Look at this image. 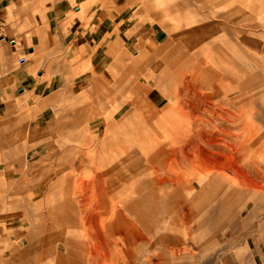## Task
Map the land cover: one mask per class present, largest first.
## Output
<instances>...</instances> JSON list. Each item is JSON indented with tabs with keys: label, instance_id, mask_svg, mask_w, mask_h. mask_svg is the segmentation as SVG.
Instances as JSON below:
<instances>
[{
	"label": "bare ground",
	"instance_id": "obj_1",
	"mask_svg": "<svg viewBox=\"0 0 264 264\" xmlns=\"http://www.w3.org/2000/svg\"><path fill=\"white\" fill-rule=\"evenodd\" d=\"M197 1L213 7L232 4L164 0L168 11L192 19L188 24L194 29L185 34L178 31L181 42L162 61L149 58L129 65L118 44L109 52L110 63L88 87L69 86L71 116L63 136L65 146L56 150L48 145L38 155V163L48 162L50 170H44L49 176L55 172V161L63 175L46 182L40 199L46 212L25 215L30 225L19 238L31 243L26 248L14 244L10 264H122L130 253L128 245L135 252L153 253L154 264L167 263L172 256L178 263L182 255H194L193 248L219 246L208 236L214 239L224 231L234 236L236 221L248 225L256 212L264 213V169L252 159L260 152L264 158L261 62L255 52H249L253 66L249 70L236 28L229 31L214 23L213 29L211 14L200 15ZM238 11L236 7L229 14L219 10L213 14L231 20ZM195 31L203 33L193 40L190 33ZM217 32H223L225 45L211 39L204 43ZM253 39L257 41L255 35ZM199 42L204 44L198 48ZM188 46L198 49L190 53ZM150 65V79L142 82L135 77ZM80 87L86 94L73 98ZM30 158L22 154L7 164H22L26 172L36 165ZM93 197L103 207L94 225L84 220L86 201ZM7 199L0 203H12ZM30 201L24 202H29V211L37 207ZM169 217L172 225L177 224L171 231L182 232L192 244L168 237ZM139 242L144 246L139 248ZM75 258L81 262L75 263Z\"/></svg>",
	"mask_w": 264,
	"mask_h": 264
},
{
	"label": "crops",
	"instance_id": "obj_2",
	"mask_svg": "<svg viewBox=\"0 0 264 264\" xmlns=\"http://www.w3.org/2000/svg\"><path fill=\"white\" fill-rule=\"evenodd\" d=\"M148 1L0 0V148L8 147L0 153L5 156L0 166L5 171L30 177L42 164L38 155L48 145H59L58 137L48 140L68 133L69 86L99 77L114 46L121 45L126 61L148 60L151 49L159 50L165 30ZM83 79L89 80L79 83ZM41 142L46 147L39 151ZM28 153L36 155L32 170L7 164ZM58 164L39 183V195L46 192V182L62 177Z\"/></svg>",
	"mask_w": 264,
	"mask_h": 264
},
{
	"label": "rangeland",
	"instance_id": "obj_3",
	"mask_svg": "<svg viewBox=\"0 0 264 264\" xmlns=\"http://www.w3.org/2000/svg\"><path fill=\"white\" fill-rule=\"evenodd\" d=\"M163 1L164 0H151V2L150 1L147 2L148 8H150V6H153V13L155 15H159L158 17L156 16L155 18L158 19L159 23L161 24V26L165 30V33L162 36L165 41H161L160 44H157V48L159 50H156L155 52L154 51L152 52V49L150 50V52H151L150 61L151 62H155V61H159V60L162 61V59L165 56L167 51L173 50L175 47H177L179 45V43L181 42V38H182L181 37V34H182L181 31H183V34H185L184 32H186V31L188 32V31H191L192 29H194V27L192 28L188 24V23L192 22V19H189L188 21H190V22H188L186 17L182 16L180 18V17H178V14H176V12L168 11V8L170 6H169V4H166ZM176 1L180 2L181 0H172L173 3H175ZM227 1L232 2L231 6L226 4L223 7H221L222 5L220 7H219V5L213 7V5L209 6V5H205L204 2L202 3L199 1L200 2L199 3L197 1L195 8H197V11H199L200 15H201V13H202V15H207L209 13L211 14L212 18H211V21L209 24H212V27L214 26L213 29L215 28L214 23H216V26L219 25V23H222L226 28L229 29V31H231V30L235 31V28H236V30L238 31V34L240 36L239 39L244 43V50H246V54H247L246 58L248 57L249 52H251V51L255 52V54L259 58V61L261 62V66L259 68L261 71L264 72V0H227ZM173 3H171V4H173ZM202 5L203 6L205 5V7H203ZM235 6L239 9V11L237 12V14L234 17H232V18L230 17L231 20H229V18L225 19L224 17L220 16V14L225 13V11H226V13L230 12L231 8L232 9L236 8ZM218 10L220 12V14L217 13L219 16L214 15L215 14L214 11H218ZM227 10H230V11L227 12ZM159 12H160V14H159ZM215 18H216V20H215ZM148 19L149 20H155V19H153V17L152 18L148 17ZM251 20H253V21H251ZM251 24L252 25L255 24V25L252 26ZM249 25L252 27H250ZM197 27L198 26H195V28H197ZM178 31H180L181 34ZM198 31H200V30H198ZM215 31H218V30L216 29ZM249 31H251V32H249ZM201 33H203V32L195 31L194 33H190V34H193L192 39L194 40L199 35H201ZM222 33L223 32H217V33L213 34L209 38V40H206V41H204L205 36L203 34L202 35L203 36L202 41H204V43H206L207 41L213 40V41H216L217 44L223 46V45H225V43L223 42L224 39H221ZM171 34H174L175 36H171ZM176 35H180L179 36L180 39H178L179 37ZM252 35H253V37L255 35V38L257 39V41L255 39H253ZM170 39L172 41H169ZM220 39H221V41H220ZM152 41L153 40H151V38H150V42H149L150 46L153 44ZM221 42L224 44H222ZM199 43H198L199 46H197L198 48L204 44L203 42L202 43L199 42ZM167 44H169V45L167 46ZM251 44H254L255 47L253 46V48L258 49V50H256V51L252 50ZM197 47L192 49V46H188L187 48L189 49V51H191L190 53H194L198 49ZM120 49H122L121 45H120ZM122 55H124V53ZM133 57H134V55H133ZM134 61L138 62V63H145L146 60H144V61H141V60L138 61L136 59H134L133 61H131V60L126 61L125 60V63H127L129 65H131V64L133 65ZM246 64H247L246 66L248 67V69L253 67L250 65L248 58H247ZM249 70H251V69H249ZM142 71H145V74H143ZM140 72L137 73L138 76L135 72L134 73H135V77L140 78L142 82H144L147 79H150V77L153 76V69H152L151 65L149 68L147 67V69H146V66H144V68H142ZM157 74L158 73H156L155 75L157 76ZM88 80L89 79H87V80L83 79V80H80L79 83L84 84L85 81H88ZM89 82L90 81H88L87 84ZM150 83L152 85V83H154V81L151 79ZM86 86L88 87V85H86ZM79 89L80 90L78 91V93L75 94V96H73V98H75V97L77 98L78 96L81 97V96H84V94H86L85 88H84V90H82L81 87ZM262 127L264 130V125ZM58 134L59 135L53 134L52 138L50 140H48V142H52V141L60 138L59 145H53V146H55V149L62 147L61 140L63 139V137L61 136L60 132H58ZM0 143H1V141H0ZM79 146L83 147L84 145L80 144ZM45 147H46V143L41 142L38 149H39V151H41ZM7 149H8V147H6V146H3V148L1 147L0 153H3V151H5ZM52 153L56 154V155H60V153L58 151L53 150ZM26 155L31 157L30 161L35 160V157H36L35 154L28 153ZM140 156L144 159V155L142 154V152H141ZM4 157L5 156H3V157L0 156V158H4ZM261 158H262L261 152L258 154L252 155V159L253 160L255 159L257 161V165L260 168L264 169V158H262V159ZM46 163H48V162H45V164ZM45 164H44V162L40 165L38 164V166H36V169L33 170V174H31L30 177H24L22 175V172H20V171H16V172L5 171L6 170L5 166H0V201L6 199L8 196V197H10L11 200L15 201V202L12 201V203L14 205L21 206V207L13 206V204L10 202L9 203L4 202V204L0 203V227H1L0 228V258H1L0 264H10L13 262L12 261L13 255H12V248L11 247L14 244L17 246L19 245L20 247L18 246V248H26L31 243V241L29 242L28 239L19 238V236H20L19 234L21 233V235H22V232L23 233L27 232V227L30 225V222L27 221V219H25V215H27V214L30 215V213H34L35 215H38V212H40V213L42 211H43V213L46 212V210H45L46 208L44 207L46 203L44 205L42 204V201L40 200L42 196L38 194L40 191L38 188L39 183L41 181H44L45 179H47L49 177V174H50V173H48V174L46 173L48 171V169L50 170V168H47L48 164L47 165H45ZM44 169L46 170V172ZM53 170H51V172H53ZM164 174H165V172L164 173L162 172L161 175H164ZM2 194H3V196H1ZM30 198H31V201H30L31 205H37V207H35L34 209L32 207L33 210H31V211H29V205H28L29 202L24 203V202L28 201V199H30ZM94 200L97 202V199L94 197L89 198V200L87 199L86 202H88L89 204L87 205V209L85 210V212H87V214H86L87 216H85V218H84V220L87 221V224H89V222H91V223H93V225L95 223L94 218H96V216H98L99 214H102V209H103V207L100 206V203H99V205H96ZM40 203H41V205H40ZM78 212H79V210H78ZM78 216H81L80 212H79ZM263 216H264V213L262 214V212H260V213L256 212L255 216L250 221V223H248V225H244V223L236 221L235 225H234L235 226V230H234L235 235L234 236H232V234L230 232L224 231V233H222L220 236H217V238L215 237L214 239H212L211 235L207 237L208 239H210V241H213L215 244H219V246H216V247H213V246L206 247L205 246V248L202 251L200 249L193 248L192 251L194 250L193 251L195 253L194 255L189 254L187 257H184L185 255H182V256L179 255L181 257L178 258V263L175 262L176 259L174 260L173 256H172V257H169V260H167L166 262L168 264H171V262H172V264H264V261H263L264 260V244L262 242L264 239V233H263V231H264L263 230V228H264V217ZM127 219H129V217ZM130 220H131V218H130ZM261 220H262V222H261ZM168 221L169 222L167 224V227H168L169 232L167 231V234H170V235H168V237H171V235H172V239H176L177 241H181V242L186 240V236L182 232H178V230L171 231V227L174 225H177V224L172 225L173 223H171V217L168 218ZM13 223L15 224V226H12ZM223 223H226V222H223ZM106 224L107 223L105 222V225ZM128 224H130V222H128ZM259 225H261V227ZM106 227H107V225H106ZM128 228H130V227L128 226ZM19 229H22V230H19ZM157 234L158 233H156L155 235L160 236L159 234L158 235ZM149 236L152 237L151 235H148L147 237L150 238ZM212 237H214V236H212ZM153 238H154V236H153ZM207 238H204V241ZM197 240H199V239H197ZM14 241H15V243H14ZM191 242L192 241H190V240L187 241V245H188V243L192 244ZM196 242H198V241H196ZM231 242H233V244H231ZM199 243H201L200 240H199ZM199 243H196V244L199 245ZM33 245L37 246L35 243H33ZM138 245H139L138 246L139 248L141 246H144V244H142L141 242H139ZM130 248H131V246H130ZM130 248L128 245V249H129L130 253H128V255L125 254L123 261H122V264H135V263L136 264H140V263L141 264H154L152 261L153 260V253L143 254V252H141V250L139 248H138V250H140V251H137V252L134 251L135 247L131 248V249ZM136 253H139V254L136 255ZM141 253L143 254V256H141L142 255ZM140 257H142V258H140ZM147 257H148V260H147ZM4 258L5 259L7 258L6 262H5ZM73 261L75 263L81 262L79 260V258H75V260H73ZM167 263L164 262L163 264H167ZM155 264H157V263H155Z\"/></svg>",
	"mask_w": 264,
	"mask_h": 264
}]
</instances>
